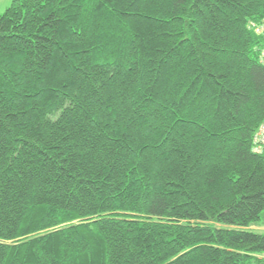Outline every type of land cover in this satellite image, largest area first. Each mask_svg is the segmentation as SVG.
Listing matches in <instances>:
<instances>
[{"label": "trees", "instance_id": "1", "mask_svg": "<svg viewBox=\"0 0 264 264\" xmlns=\"http://www.w3.org/2000/svg\"><path fill=\"white\" fill-rule=\"evenodd\" d=\"M264 0H14L0 15V264H264Z\"/></svg>", "mask_w": 264, "mask_h": 264}, {"label": "built area", "instance_id": "2", "mask_svg": "<svg viewBox=\"0 0 264 264\" xmlns=\"http://www.w3.org/2000/svg\"><path fill=\"white\" fill-rule=\"evenodd\" d=\"M255 33L264 37V23L252 26ZM261 63L264 65V47L260 49ZM254 152L264 154V123L256 132L253 139Z\"/></svg>", "mask_w": 264, "mask_h": 264}, {"label": "rangeland", "instance_id": "3", "mask_svg": "<svg viewBox=\"0 0 264 264\" xmlns=\"http://www.w3.org/2000/svg\"><path fill=\"white\" fill-rule=\"evenodd\" d=\"M14 0H0V15L4 14L6 10L13 4ZM262 229L258 230L264 232V227L260 226Z\"/></svg>", "mask_w": 264, "mask_h": 264}, {"label": "crops", "instance_id": "4", "mask_svg": "<svg viewBox=\"0 0 264 264\" xmlns=\"http://www.w3.org/2000/svg\"><path fill=\"white\" fill-rule=\"evenodd\" d=\"M260 229H262V228L261 227H254V230H256V231H258Z\"/></svg>", "mask_w": 264, "mask_h": 264}]
</instances>
